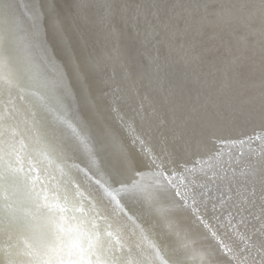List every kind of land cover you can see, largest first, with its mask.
Here are the masks:
<instances>
[{
	"label": "snow or ice",
	"instance_id": "6c2138e0",
	"mask_svg": "<svg viewBox=\"0 0 264 264\" xmlns=\"http://www.w3.org/2000/svg\"><path fill=\"white\" fill-rule=\"evenodd\" d=\"M42 7L0 0V234L16 240L10 251L0 249V264H264V119L246 138L211 133L189 167L135 135L132 121L146 119L141 104L122 123L151 170L136 172L118 149L117 165L106 172L90 122L69 118V85L37 62L41 53L51 63ZM32 96L38 103H18ZM74 150L87 154L89 167L79 171L94 190L73 178L67 159ZM122 172L132 173L129 180L114 178ZM194 229L211 242L195 247Z\"/></svg>",
	"mask_w": 264,
	"mask_h": 264
},
{
	"label": "bare ground",
	"instance_id": "6f19581e",
	"mask_svg": "<svg viewBox=\"0 0 264 264\" xmlns=\"http://www.w3.org/2000/svg\"><path fill=\"white\" fill-rule=\"evenodd\" d=\"M39 3L51 63L42 62L41 53L35 54L37 62L49 75H62L69 85L74 97L69 118L90 122L106 172L117 165L118 149L128 154L136 172L151 170L148 157L139 143L133 144V133L122 123L141 104L146 119L132 121L135 135H141L153 153L166 150L189 167L199 158L196 146L211 133L242 139L253 129L259 131L264 119L262 0ZM149 126L152 131L146 135ZM102 130L110 133L103 140ZM252 147L258 150L256 144ZM243 151L246 155L248 148ZM67 164L71 170L87 171L89 160L85 152L74 150ZM81 173L83 185L94 190ZM131 175L122 172L114 178L127 181ZM124 202L137 208L132 201ZM203 234V229L193 230L195 247L211 242ZM15 243V238L0 234L4 252ZM169 245L175 246L174 238Z\"/></svg>",
	"mask_w": 264,
	"mask_h": 264
},
{
	"label": "rangeland",
	"instance_id": "374dc122",
	"mask_svg": "<svg viewBox=\"0 0 264 264\" xmlns=\"http://www.w3.org/2000/svg\"><path fill=\"white\" fill-rule=\"evenodd\" d=\"M4 101L6 102L7 101V98L4 97L3 98ZM34 99V100H33ZM18 103L20 104H25V105H30V104H34V103H38V100L36 97L32 96V97H26L25 98V101H19ZM71 154V152L69 153ZM78 166V165H77ZM79 169V168H78ZM72 174L74 175L73 177L78 181V182H81L83 184V181H82V176H81V171H78L77 169H72Z\"/></svg>",
	"mask_w": 264,
	"mask_h": 264
}]
</instances>
